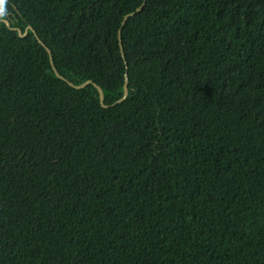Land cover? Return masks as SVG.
<instances>
[{
  "label": "trees",
  "instance_id": "1",
  "mask_svg": "<svg viewBox=\"0 0 264 264\" xmlns=\"http://www.w3.org/2000/svg\"><path fill=\"white\" fill-rule=\"evenodd\" d=\"M0 264H264V0H0Z\"/></svg>",
  "mask_w": 264,
  "mask_h": 264
},
{
  "label": "water",
  "instance_id": "2",
  "mask_svg": "<svg viewBox=\"0 0 264 264\" xmlns=\"http://www.w3.org/2000/svg\"><path fill=\"white\" fill-rule=\"evenodd\" d=\"M141 9H142V7L138 8L137 11H140ZM132 14H133V13H129V14L125 15V17H124V19H123V22H122V26L124 25L126 19H127L130 15H132ZM29 29H32V28H31L30 26H28V27L25 29L24 35L27 33V31H28ZM19 33H20V30H19ZM39 41L41 42V40H39ZM119 41H120V47H121L122 55H124V52H123V46H122V41H121V28H120V30H119ZM41 43H42V42H41ZM46 49H47L48 53L50 54V62H51V64H52L53 69L55 70V67H54V65H53V59H52L51 51H50V49L47 48V47H46ZM55 72H56V74H57L59 77L62 78V76L59 75V73H58L56 70H55ZM127 82H128V79H127V77H126V78H125V83H124V93H123V95H122V96L116 101L117 103L122 102V101L127 97V94H128ZM90 83H91V81H89V80L86 81V82H84V83H82V84H80V85H74L73 83L69 82V84L72 85V86L75 87V88H83V87H85L87 84H90ZM96 87H97V90H98V92H99V96H100V102H101V104H102L103 106H106V107H107L108 105H105V104H104V93H103L102 88H101L100 86H96Z\"/></svg>",
  "mask_w": 264,
  "mask_h": 264
}]
</instances>
